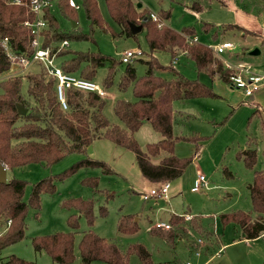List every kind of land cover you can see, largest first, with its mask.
Returning <instances> with one entry per match:
<instances>
[{
  "label": "trees",
  "instance_id": "obj_1",
  "mask_svg": "<svg viewBox=\"0 0 264 264\" xmlns=\"http://www.w3.org/2000/svg\"><path fill=\"white\" fill-rule=\"evenodd\" d=\"M84 8L90 32L85 34L76 28L67 33L60 28L52 7L45 8L42 18L47 22V28L42 30L43 49L50 55L62 59L60 67L67 73L94 81L100 68L109 63L105 86L113 83L118 66L124 64L122 59L114 60L99 52H73L62 47L63 42L94 41L95 28L106 31L109 26L104 20L97 0H77ZM70 0H57L56 5L61 15L76 22L77 9L70 6ZM112 21L121 28V33L134 36L131 25L143 26L149 46L147 61L148 71L138 77L136 68L127 63L120 79L119 89L131 88L136 98L135 102L117 101L115 114L125 125V128L111 124L104 115L105 100L96 93L69 89L67 105L64 109L57 97V80L47 74L42 64H37L40 71L27 75L13 74L0 81V163L7 170H13L32 164L53 166L72 154H79L82 159L75 162L64 172L44 178L31 186L28 201L26 191L30 185L25 180L12 179L0 184V254L8 246L24 239L27 227V217L31 210L39 217L42 208V195L55 194L57 182L64 181L82 169H102L105 174L113 171L107 163L88 156L87 151L96 140L107 139L113 144L131 151L136 156V163L142 176L151 188L163 183L179 180L194 159L204 148L208 138L201 136L184 137L174 134V109L176 101H187L199 98H219L212 87L200 81L189 79L179 72L174 63L181 54H185L195 65L199 74H206L211 80H219L230 85V79L236 75V70L226 68L216 58L210 47L198 41L195 29L187 27L181 32L168 25L171 12H158L159 21H154L151 12L136 2V0H105ZM193 10L200 11L201 6L194 5ZM38 16L32 11L30 0H0V75L11 71L14 65L4 47V41L17 55L32 54L31 42L35 37L26 21L36 22ZM237 27V26H236ZM213 28L205 24L204 31L209 33ZM229 28H233L230 26ZM239 28V27H238ZM170 54L169 65L160 64L157 53ZM172 73V78L166 79L161 74ZM28 83V97L22 94L23 79ZM23 105L28 113L21 116L17 106ZM149 122L161 136L158 143L147 144L143 149L137 142L135 134ZM264 133V125L262 126ZM191 142L194 153L191 157H178L175 146L178 142ZM256 142L250 139L249 147L239 152L237 159L248 169H254L258 161ZM82 184L92 189L99 187L98 177L85 178ZM252 204V212L236 211L220 215V222L225 227L233 224L238 226L246 240H255L264 234V170L253 172L252 182L247 185ZM94 201L81 198L68 199L61 207L73 213L67 223L71 231L38 236L32 239L36 252L46 253L54 263L72 264L76 260V234L79 230L80 218H84L90 228L95 223ZM108 211L102 208L101 216L106 217ZM10 222V226L8 223ZM170 230L156 229L152 234L158 235L174 245L176 234L181 228H186L185 217L172 215ZM191 225L202 231L201 222L191 220ZM118 231L122 234H133L138 231V223L134 215L122 216L118 222ZM82 264L102 262L105 264H130L132 255L139 258L141 264H153L151 252L140 243L131 244L126 251L106 238L97 235L92 229L84 231L78 244ZM0 264H36L15 255L3 260Z\"/></svg>",
  "mask_w": 264,
  "mask_h": 264
},
{
  "label": "rangeland",
  "instance_id": "obj_2",
  "mask_svg": "<svg viewBox=\"0 0 264 264\" xmlns=\"http://www.w3.org/2000/svg\"><path fill=\"white\" fill-rule=\"evenodd\" d=\"M53 2V13L63 32L73 31V21L61 15ZM77 30L87 34L90 25L85 16L83 6L77 1ZM104 20L109 25L106 31L95 28L94 41H70L68 49L73 52H99L114 60H120L127 52L134 57L130 63L137 70L138 77L148 71L147 61L149 52L146 30L134 36L121 33V28L115 24L108 12L105 0H97ZM136 2L151 13L158 16L161 10L170 11L171 18L167 21L172 29L181 32L187 27L195 29L199 43L213 48L225 40L241 43L248 52L259 50L260 56L250 57L263 61V67H257L258 72L264 71V45L258 44L253 37L243 39L237 32L224 31V27L237 23L240 15L258 17L264 26V0H136ZM201 6V10H193L194 5ZM205 24H212L213 28L206 33ZM217 33V35H215ZM257 42V46L256 43ZM255 47V48H254ZM224 56V55H223ZM160 64L169 65L171 56L168 53L156 54ZM62 59H57L56 66H60ZM176 69L189 79H200L213 87L218 80H210L205 74L196 71L194 63L181 54L174 63ZM127 64L118 66L113 83L105 86L109 63L100 68L94 81L106 91L104 115L113 124L125 128V125L115 114L117 101L135 102L133 90H120L119 82ZM40 67L32 64L23 69H17L0 75V81L13 74L37 73ZM166 79L172 78V73L161 74ZM22 94L28 97V83L23 79ZM214 90V89H213ZM215 91V90H214ZM0 87V94L2 93ZM216 92V91H215ZM217 93V92H216ZM221 98H199L189 101H176L173 109L176 113L174 134L176 136L208 138L204 143L202 153L194 159L186 169L184 175L173 182V188L167 198H157L144 201L142 195L151 187L147 185L136 163V156L107 139L96 140L89 147L87 154L92 159L104 161L113 171L105 174L102 169H82L72 177L57 182V191L52 195H42V208L39 217L31 210L27 217V227L24 239L6 247L0 254L3 260L15 255L36 264H58L44 252L34 250L32 239L55 233L71 231L67 220L73 213L61 207L63 201L73 198L94 201L95 223L92 228L82 217L76 234V260L72 264H82L78 244L84 231L92 229L97 235L117 243L123 251L131 244L140 243L151 252L153 264H248L245 243L239 241L241 231L236 225L223 226L220 215L236 211L252 212V204L247 185L252 182L253 172L264 169V133L262 118L254 115L256 107L250 104L252 99L240 100V93H234L233 98L217 93ZM254 115V116H253ZM250 117H253L250 121ZM248 126V127H247ZM138 144L144 149L147 144L158 143L161 136L146 122L135 134ZM257 142L258 161L254 169H248L237 159L239 152L247 149L250 139ZM178 157H191L194 145L191 142H178L175 146ZM82 159L79 154H72L63 161L53 165L32 164L16 168L7 172V179L25 180L30 183L25 200L28 201L31 186L49 176L58 175L75 162ZM205 177V183L198 192H193L195 181L199 175ZM98 177L99 187L92 189L82 184L85 178ZM147 182V183H146ZM158 186V185H157ZM150 187V188H149ZM108 211L106 217L101 216L102 208ZM134 215L138 223V231L133 234H122L118 231V222L122 216ZM172 215L189 217L185 227L176 234L174 245L151 231L159 222L169 223ZM201 222L202 231L191 225V220ZM264 238V237H263ZM259 243H264L260 239ZM243 246H242V245ZM92 264H105L93 262ZM130 264H141L136 255L130 258Z\"/></svg>",
  "mask_w": 264,
  "mask_h": 264
},
{
  "label": "built area",
  "instance_id": "obj_3",
  "mask_svg": "<svg viewBox=\"0 0 264 264\" xmlns=\"http://www.w3.org/2000/svg\"><path fill=\"white\" fill-rule=\"evenodd\" d=\"M69 3L70 6L74 7L75 9L80 8L75 0H70ZM30 5L32 11L35 12L38 16L36 22H25V26L27 28H30L32 34L35 35L31 42L33 53L31 55L26 53L17 55L8 45L7 40L4 41V47L6 49V52L9 55L12 64L16 66V69L18 68V65H21L24 69L32 64H42V66H44V68L46 69L47 74L57 80V97L64 109L68 108L66 98L67 91L69 89L79 90L82 92L96 93L102 98L106 97V91L95 81L87 80L80 77L79 75L65 72L60 66L55 65L56 58L51 56L48 50L43 49L41 47L42 40L40 33L42 30L47 28V22L42 18V13L45 8L52 7L53 2L51 0H30ZM151 17L154 21H159V18L156 14L152 13ZM195 42H197V38L190 39V43ZM61 46L68 48L69 43L63 42ZM234 48V42H225L223 44L215 46L212 50L216 58L222 60V62L226 64V66H229L227 61H223V53L227 49L232 50ZM133 57L134 54L132 52H127L122 57V61L123 63L127 64L131 61ZM237 71V74L232 76L230 79V86L235 89L243 90L246 96L254 95L264 84V75L250 72L244 66H240ZM204 183L205 177L200 174L198 179L195 181L192 191L198 192ZM170 190L171 184L163 183L158 185L157 187L150 188L146 193L142 195V198L144 201L157 198H167L169 196ZM186 220H190V218L186 217ZM8 226H10V222L8 223ZM154 228L161 230H170L171 225L168 223L159 222L154 225ZM2 234L3 232L0 231V236ZM261 237H264V234Z\"/></svg>",
  "mask_w": 264,
  "mask_h": 264
},
{
  "label": "crops",
  "instance_id": "obj_4",
  "mask_svg": "<svg viewBox=\"0 0 264 264\" xmlns=\"http://www.w3.org/2000/svg\"><path fill=\"white\" fill-rule=\"evenodd\" d=\"M236 22L237 23L229 24V25L225 26L223 30L225 32L226 31L237 32L239 35H241L243 37V39H245L247 37L256 38L258 40V44L261 43L262 45H264V26H261V21L258 17L248 16V15L244 14V15H240V18H238L236 20ZM230 26H233V28H229ZM209 32H213V31H209ZM215 35H217V33ZM225 42H234V41L233 40H225L220 44H223ZM234 43H235L234 49H232V50L227 49L223 53V55H224L223 61L224 60L227 61L228 65H229V66H226V64H224L222 62L225 65V67L236 70V72H238L237 69L240 66H244L250 72H253L255 74L264 75V71L258 72L257 70H255L257 67H260V68L263 67V61L250 58V57L260 56L261 53L259 52V50H253L252 49L251 51L248 52L247 48H245V47L243 48L241 43H237V42H234ZM254 43H256V46H257V42H254ZM220 44H218V45H220ZM218 45H216V46H218ZM220 61H222V60H220ZM212 85H213V87L211 85H209V86L212 87V89H214L217 93H220V94L227 96V97H230V98H233V96H234L233 94L237 93V91H238L240 93L239 94L240 100H234V103H236V104H237V102H240L243 99H245V100L246 99H252L250 104H253L256 107V112H254V115L260 116L262 118V126L264 125V84L252 96H246L243 90L235 89L232 86H230V85H228L222 81H219V80L217 82H214ZM218 96H219V98H221L220 95H218ZM187 101H189V100H187ZM241 103H245V101H241ZM174 114L176 115L175 111H174ZM252 118L253 117H250L249 121ZM251 140L256 142V140L254 138H252ZM256 146H257V142H256ZM248 147H249V144L247 145V148ZM256 149L258 151V148H256ZM262 170H264V169H262ZM8 171L9 170H7V172ZM147 185H149V183H147ZM172 188H173V185H171V190H172ZM171 190H170V192H171ZM240 231H241V229H240ZM240 233H241V235H240L241 239L239 241L245 243V246H246L245 247L246 248L245 255L246 254L248 255V264H264V243L258 242L260 239H264V238L260 237V238L255 239V240H246L243 237L244 235H243L242 231Z\"/></svg>",
  "mask_w": 264,
  "mask_h": 264
},
{
  "label": "water",
  "instance_id": "obj_5",
  "mask_svg": "<svg viewBox=\"0 0 264 264\" xmlns=\"http://www.w3.org/2000/svg\"><path fill=\"white\" fill-rule=\"evenodd\" d=\"M141 6V5H139ZM73 28L77 27V24L75 22H73L72 25ZM131 31L133 35H136L140 32L143 31V26H136V25H131ZM13 69H16V66L13 67ZM18 109V113L21 116H25L28 113V110L23 106V105H18L17 106ZM8 179H7V168L0 163V184H5L7 183Z\"/></svg>",
  "mask_w": 264,
  "mask_h": 264
}]
</instances>
